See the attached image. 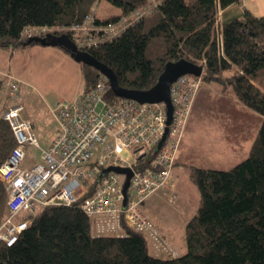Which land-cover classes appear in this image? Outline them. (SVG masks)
I'll list each match as a JSON object with an SVG mask.
<instances>
[{"label": "trees", "instance_id": "trees-1", "mask_svg": "<svg viewBox=\"0 0 264 264\" xmlns=\"http://www.w3.org/2000/svg\"><path fill=\"white\" fill-rule=\"evenodd\" d=\"M97 1L0 0V47L38 44L25 43L30 38L23 36L25 28L66 33L112 68L120 86L134 89L149 88L167 61L185 58L202 66L203 81L231 88L257 112L259 127L247 155L231 167L188 164L199 199L184 225L183 254L156 255L146 235L130 227L124 236H94L90 218L76 202L40 206L16 241H0V264H264V17L244 9L219 22V10L240 0H107L122 13L99 18L94 15ZM145 6H152L151 11L135 18L134 12ZM87 15L93 17L91 29L81 44L70 27L82 24ZM117 21L125 26L104 38L103 27ZM79 64L83 86L89 89L101 74ZM2 87L0 78V91ZM107 96L120 98L111 89ZM14 145L10 125L0 118V164ZM151 154L148 150L134 164L146 165ZM6 200L0 180V223L7 214Z\"/></svg>", "mask_w": 264, "mask_h": 264}, {"label": "built area", "instance_id": "built-area-1", "mask_svg": "<svg viewBox=\"0 0 264 264\" xmlns=\"http://www.w3.org/2000/svg\"><path fill=\"white\" fill-rule=\"evenodd\" d=\"M151 9L152 6L137 9L134 17ZM92 19V15H87L82 24L70 27L78 43L85 42ZM124 26L109 24L106 33L117 34ZM46 32L45 28H25L22 34L31 37ZM201 81V75L185 73L171 84L172 116L166 125L164 102L110 99L109 82L101 74L74 99L56 102L54 137L41 149L39 161L26 167L27 146L38 147L39 143L30 119L21 115L18 80H3L7 97L15 102L0 113V118L10 125L15 145L0 164V180L7 191V214L0 223V241L7 245L16 241L40 206L78 202L91 220L94 236H124L125 227H130L146 235L156 255L174 256L175 251L158 225L141 211V204L159 190L174 194L178 180L174 162ZM146 149L152 152L147 164L135 165ZM108 167L131 169L125 201L122 188L126 174Z\"/></svg>", "mask_w": 264, "mask_h": 264}, {"label": "rangeland", "instance_id": "rangeland-1", "mask_svg": "<svg viewBox=\"0 0 264 264\" xmlns=\"http://www.w3.org/2000/svg\"><path fill=\"white\" fill-rule=\"evenodd\" d=\"M121 13L122 10L120 7L111 4L107 0H98L94 6V14L99 18L121 15ZM122 22L117 21V24H114H116V27H120L122 26ZM103 29L106 32L107 25ZM115 35V33L107 32L104 38L110 39ZM27 79L28 81L26 83L30 88L32 87V90L44 92L43 86L36 79L33 77H28ZM202 81L193 97L190 112L184 123L185 127L188 120L187 132L189 130L193 131V134L189 137V141L185 145L184 153L187 155L189 163H194L205 168L227 169L243 159L248 153V147L238 146L236 133L244 136L245 140L251 139L252 137L248 138V133L245 135L242 127L246 124L250 126L251 130V127L255 125V133L259 127L261 116L254 110L243 105L235 97L231 88L221 90L219 84L207 82L209 85H206ZM59 88L62 87L59 86ZM34 99V103H38V107L42 106L41 100L39 102V99L36 101V97ZM32 103L29 101L30 106ZM23 104L25 107L24 110H26L28 107L26 102H23ZM41 116L42 118L39 120L41 124L38 130L34 128L39 146H27L26 162L38 161L40 159L41 149L51 142L56 130L55 121L52 119L51 114L42 112ZM239 124L240 127L235 133V128ZM184 127L183 130L185 133L186 129ZM184 133L181 134V137L184 136ZM181 137L179 148L183 138ZM147 151L146 149L145 154ZM185 191L179 200H175L177 194H170V196H167L168 200L159 198L157 201L151 202L149 206L150 213L155 215V217L158 216L166 220L168 227L171 228L170 234L162 232V235L172 250L175 252L178 250V255L186 251L184 225L195 212L199 196L198 189L192 181L190 183L188 182V190ZM38 210L39 208L37 212ZM141 211L147 215L143 211V208H141ZM29 215L30 213H27L26 216ZM148 217L151 218L150 216ZM152 220L154 221V219ZM180 244L181 246H179ZM161 255L167 256L165 254Z\"/></svg>", "mask_w": 264, "mask_h": 264}, {"label": "crops", "instance_id": "crops-1", "mask_svg": "<svg viewBox=\"0 0 264 264\" xmlns=\"http://www.w3.org/2000/svg\"><path fill=\"white\" fill-rule=\"evenodd\" d=\"M244 9H247L253 15L264 17V0H240L237 3H233L225 9L219 10L218 20L220 22L223 19L239 15ZM7 77L15 78L19 82L18 102L23 106L21 115L30 119L33 130L34 128L38 130L41 124V121L39 120L42 118V112L51 114L52 119L55 121V127L57 128V123L54 118L56 102L59 99H74L84 88L81 79L79 62L71 58L69 54H67L60 47L54 45H42L38 43L33 45L19 46L14 49L0 47V78L5 80ZM28 77H33L36 79L40 85L43 86L44 92L42 91V93L40 91L38 92L36 90H32V87L30 88V86H28L26 83L28 81L26 78ZM202 83L209 85L205 81H202ZM59 86L62 88H59ZM209 88L211 87L209 86ZM34 97H36V101L39 99L40 102L41 100L42 106L38 107V103H34ZM29 101L33 102L31 106ZM14 102L15 101H12L7 97L6 88L3 86L0 91V113ZM23 102H26L28 106L26 110H24L25 107ZM239 127L240 124L237 126V128H235V133ZM187 128L188 120L184 127V129H186L185 133L183 130L184 136H182L183 138L181 137L182 140L180 143V148L178 150L173 167L174 174L178 178L176 189L172 192L174 193L176 191V193H174L177 194L175 200H179L182 194L186 192L185 190H188V182L190 183L191 181L188 173V164H194L189 163L187 155L184 153L185 145L189 141V137L193 134V131L189 130L187 132ZM242 130L245 131V135L248 133V138H252L245 140L244 136L236 133L238 138L236 141L238 146H246L249 148L256 134V132L254 133L256 126L253 125L250 130V126L244 124ZM241 136L242 138H240ZM34 162L37 161H25L24 166L29 167ZM167 196H170V193L166 194L164 190H159L149 195L143 201V204H141V208H143V211L148 216L154 219L155 223L163 233L167 232L170 234L171 228L168 227L166 220L161 219L158 216V218L155 217V215L149 211L151 202L157 201L159 198L168 200ZM179 246H181V244ZM175 253L177 254L174 256H177L178 250Z\"/></svg>", "mask_w": 264, "mask_h": 264}, {"label": "water", "instance_id": "water-1", "mask_svg": "<svg viewBox=\"0 0 264 264\" xmlns=\"http://www.w3.org/2000/svg\"><path fill=\"white\" fill-rule=\"evenodd\" d=\"M37 42L42 45H54L64 47L71 58L77 62L88 64L98 70V74H102L107 78L110 89L118 97L131 98L138 102H164L166 106V125L171 121L172 104L170 99V86L182 74L191 73L196 76L201 75L202 66L185 58H179L173 61H167L156 82L147 89L125 88L118 84L116 74L105 63L96 59L87 50L80 48L66 33H52L47 32L42 36H31L25 43ZM167 131V127L159 142L163 140ZM117 172L126 174L123 183L124 201L126 199V191L129 185V178L131 176V169L129 167H108Z\"/></svg>", "mask_w": 264, "mask_h": 264}]
</instances>
